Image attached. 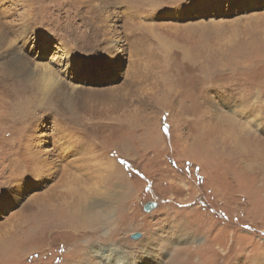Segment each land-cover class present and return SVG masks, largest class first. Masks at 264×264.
<instances>
[{
  "label": "rangeland",
  "instance_id": "rangeland-1",
  "mask_svg": "<svg viewBox=\"0 0 264 264\" xmlns=\"http://www.w3.org/2000/svg\"><path fill=\"white\" fill-rule=\"evenodd\" d=\"M124 4V63L80 76L87 86L120 92L96 110L78 107L83 126L73 124V113L55 99L54 112L38 109L23 132L36 127L55 141L58 123L66 120L71 125L63 132L88 149L79 156L83 170L67 166L45 180L37 168L26 174L17 144L21 126L0 129V264H75L77 243L94 232L93 252L88 250L97 257L93 264H116V254L144 264H174L178 256L186 264H264V155L248 154L246 169L214 141L224 117L234 115L224 103L229 94L250 103L260 94L264 114V0ZM177 8L180 15L169 13ZM48 26L54 38L36 51L54 65L61 54L56 43L76 42L63 26ZM88 28L82 24L80 34ZM208 126L212 137L206 139ZM251 129L264 140L261 127ZM109 157L118 179L104 171ZM18 182L27 184L26 192L14 198ZM80 191L103 203L93 213L83 210L80 220L93 219L94 226L80 227L76 233L88 237L77 242L72 211L64 205L73 208ZM153 201L157 206L146 211ZM136 232L142 235L133 239Z\"/></svg>",
  "mask_w": 264,
  "mask_h": 264
},
{
  "label": "bare ground",
  "instance_id": "bare-ground-1",
  "mask_svg": "<svg viewBox=\"0 0 264 264\" xmlns=\"http://www.w3.org/2000/svg\"><path fill=\"white\" fill-rule=\"evenodd\" d=\"M124 2L125 0H0V57H2L0 59V129L7 131L21 126L17 144L23 148V158L28 169L26 174L32 173L37 168L41 174L40 180H45L67 166L76 168L78 171L83 170V160L79 156L86 154L88 149L85 142L73 140L74 136L67 137L68 132H63L67 124L71 125L66 120L64 123H58L59 133L55 141L47 138L46 133H36V127L27 135L23 136V132L26 125L33 124L34 113L38 109L46 113L54 112L55 99L68 112L73 113L70 120L73 124L83 126L86 120L83 121L78 117L82 116L77 113L78 107L96 110L100 107L101 101L112 99L116 93L120 92L117 87L87 86L86 82H81L80 76L82 72L92 75L97 69H108L124 63L127 39L120 30L122 13L127 11V5ZM169 13L174 16L181 14L178 8L177 12L175 9ZM48 17L50 19H47ZM77 19L82 21L80 25H76ZM53 21L56 27L63 26L64 30L67 29L73 42H76L69 45H63L62 42L56 43L61 50L58 56L61 58L57 57L58 63L54 65L42 61L38 57L40 52L36 51V47L47 49L48 41L54 38V33L48 26ZM82 24H87L89 27L87 33L80 34ZM88 97L93 99L92 102H86ZM251 97L252 103L249 100H238L232 94L224 99L225 105L233 110L234 115L224 117L220 135L214 137L215 143H218L216 145L220 149L230 148L235 153L238 165L245 163L246 169L249 168L246 164V161L249 163L250 160H248V154L255 151L264 155V140H260L251 129L252 126L257 125L264 130V114L260 106L262 101L260 94H254ZM235 115L246 120L245 123L235 118ZM76 125L74 128L78 130L79 127ZM41 130L43 129H39ZM211 130L210 126L205 127L203 137L206 139L212 137ZM22 137L24 142L20 141ZM16 140V138L11 139V147L15 146ZM108 162V169L104 171L109 172L108 177L118 179L115 165H112V158ZM26 186V183L18 182L14 188V198L21 197L26 192ZM80 192L82 197L76 198L73 208L68 203L64 205L66 209L72 211L69 218L70 232L73 235L77 234L75 236L77 242L80 240V235L87 236L85 233H76L80 227L94 226L93 219L85 218L88 222L80 220L84 215L83 210L93 213L95 207L103 203L99 200H90L88 192ZM2 201L3 198L0 199V203ZM95 233H91L90 237L87 236L88 239L84 244L76 242V249L72 252L73 256L76 254L75 264H81L84 260L89 264L97 261L96 255H90L93 252L91 246L95 243ZM148 243L146 241L147 246ZM81 246L84 254L81 249L79 250ZM110 248L113 250L114 246ZM131 257L122 258L121 255L116 254L114 263H145L143 260L139 263L136 257ZM186 262L181 261L178 256L172 263L186 264Z\"/></svg>",
  "mask_w": 264,
  "mask_h": 264
},
{
  "label": "water",
  "instance_id": "water-1",
  "mask_svg": "<svg viewBox=\"0 0 264 264\" xmlns=\"http://www.w3.org/2000/svg\"><path fill=\"white\" fill-rule=\"evenodd\" d=\"M156 206H157V202L153 201V202L146 203L144 209L146 211H149V210H152L153 208H155ZM141 235L142 234L140 232H136V233L132 234L131 237L133 239H138L141 237Z\"/></svg>",
  "mask_w": 264,
  "mask_h": 264
},
{
  "label": "snow or ice",
  "instance_id": "snow-or-ice-1",
  "mask_svg": "<svg viewBox=\"0 0 264 264\" xmlns=\"http://www.w3.org/2000/svg\"><path fill=\"white\" fill-rule=\"evenodd\" d=\"M9 55H11V54H9ZM0 59H2V57H0ZM239 102H240V101H239ZM240 103H242V102H240ZM168 130H169V129H168L167 127L164 128V131H165V132H167ZM122 163H123V162H122ZM82 264H88V262L85 260V261L82 262Z\"/></svg>",
  "mask_w": 264,
  "mask_h": 264
}]
</instances>
